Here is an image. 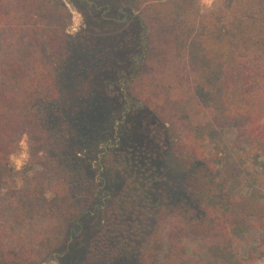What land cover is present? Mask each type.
Returning a JSON list of instances; mask_svg holds the SVG:
<instances>
[{"label": "trees", "instance_id": "obj_1", "mask_svg": "<svg viewBox=\"0 0 264 264\" xmlns=\"http://www.w3.org/2000/svg\"><path fill=\"white\" fill-rule=\"evenodd\" d=\"M70 1L93 12L75 34L63 0H0V172L24 137L40 168L0 195V258L64 264L73 237L100 214L81 264L97 255L105 264H264V250L243 257L232 234L236 212L264 227L263 196L233 199L205 150L218 129L233 128L264 157V0H216L179 22L172 0ZM160 31L157 48L151 34ZM101 70L119 101L108 91L87 113L61 106L68 79ZM150 70L170 73L182 93L164 86L150 108V94L136 95ZM143 109L167 128L176 172L118 131L119 119ZM187 237L208 246L198 263L183 251Z\"/></svg>", "mask_w": 264, "mask_h": 264}, {"label": "rangeland", "instance_id": "obj_2", "mask_svg": "<svg viewBox=\"0 0 264 264\" xmlns=\"http://www.w3.org/2000/svg\"><path fill=\"white\" fill-rule=\"evenodd\" d=\"M69 3V8L72 14V25L69 28L71 34H75L85 24V21L93 20L89 18L93 14L89 10L90 4L82 7L74 5L70 0H63ZM173 6H170V15L174 19L183 21L185 17L193 15L195 11L200 10L206 12L210 9L216 0H172ZM185 11H181L183 8ZM87 16V18H86ZM89 18V19H88ZM91 24V25H92ZM98 33L104 32L99 26L95 27ZM155 47L164 42L165 31L158 32L155 36L151 34ZM152 64V63H150ZM101 72V74H100ZM100 74V75H99ZM170 76V73L160 74L155 70H150L147 76H141L138 83V97H144L150 94L152 100L149 104L150 108L162 102L166 95L164 89L172 86V93L175 97L182 93L176 81ZM140 78V77H139ZM138 78V79H139ZM137 79V80H138ZM107 82V71L101 70L99 73H94L90 76H78L68 79L62 90L61 106L67 110L75 111L76 115L91 111V105L95 94L106 95L108 91L112 93L111 99L114 101L120 100V94L117 86ZM137 90V89H136ZM109 93V92H108ZM149 108V107H148ZM121 116V115H119ZM119 118V117H118ZM122 118V117H121ZM116 126L122 125L118 130L123 137L130 135V138H136L141 142H145L148 146L149 152L155 154L160 162L169 167L170 170L176 172L178 165L171 159L167 144V128L151 113L149 109H143L140 112L127 115L126 122H121ZM204 120V119H203ZM119 129V128H118ZM126 134V135H125ZM20 151L13 155L10 159V165L7 170L0 172V195L5 194L11 189L20 188L23 185L24 179L33 176L40 168L35 165L30 157V146L27 137H24L20 143ZM205 150L210 157L211 162L217 169V177L225 189L230 193L233 199H240L248 197L252 193H260L264 198V157L252 152L249 143L246 139L239 138L238 133L233 128L218 129L213 139L205 144ZM72 195L74 199H82L83 194L79 186L72 187ZM264 200H262V204ZM87 219V218H86ZM101 215H93L87 219V230L82 236L73 237V251L70 257H65L64 264H81L84 262V253L89 256L87 249L93 247L91 242V235L93 231L101 223ZM77 234V233H76ZM232 234L236 239V245L240 255L243 257L254 256L264 250V227L255 228L252 221L242 218L241 215L235 213V224L232 227ZM186 256L198 263L200 258L207 256L208 246L204 241L196 237H187L182 242ZM84 252V253H83ZM74 257L72 263L70 258ZM103 256H93L92 263L89 264H105ZM63 258V257H62ZM89 259V260H91ZM207 258H205L206 260ZM86 261V260H85ZM207 261V260H206ZM0 264H26L12 260H3L0 258ZM41 264H61L59 259L52 258ZM118 264H136L135 260L131 258L122 259ZM257 264H262L257 262Z\"/></svg>", "mask_w": 264, "mask_h": 264}, {"label": "water", "instance_id": "obj_3", "mask_svg": "<svg viewBox=\"0 0 264 264\" xmlns=\"http://www.w3.org/2000/svg\"><path fill=\"white\" fill-rule=\"evenodd\" d=\"M67 4V6H69L70 7V4L69 3H66Z\"/></svg>", "mask_w": 264, "mask_h": 264}]
</instances>
